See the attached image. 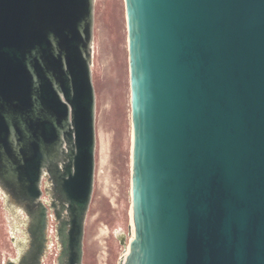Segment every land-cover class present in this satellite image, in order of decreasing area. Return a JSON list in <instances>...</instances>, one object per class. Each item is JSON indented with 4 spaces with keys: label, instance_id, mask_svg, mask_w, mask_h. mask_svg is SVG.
I'll return each instance as SVG.
<instances>
[{
    "label": "water",
    "instance_id": "water-1",
    "mask_svg": "<svg viewBox=\"0 0 264 264\" xmlns=\"http://www.w3.org/2000/svg\"><path fill=\"white\" fill-rule=\"evenodd\" d=\"M134 237L119 264H264V0H124ZM96 0H0L6 264H84L97 174ZM53 221V222H51Z\"/></svg>",
    "mask_w": 264,
    "mask_h": 264
},
{
    "label": "rangeland",
    "instance_id": "rangeland-1",
    "mask_svg": "<svg viewBox=\"0 0 264 264\" xmlns=\"http://www.w3.org/2000/svg\"><path fill=\"white\" fill-rule=\"evenodd\" d=\"M95 14L97 174L86 225L84 264H119L131 238L132 116L124 0H96ZM2 196L0 264H6L18 256L19 230L26 218L19 210H10L7 197ZM57 252L54 247L44 264H56Z\"/></svg>",
    "mask_w": 264,
    "mask_h": 264
},
{
    "label": "bare ground",
    "instance_id": "bare-ground-1",
    "mask_svg": "<svg viewBox=\"0 0 264 264\" xmlns=\"http://www.w3.org/2000/svg\"><path fill=\"white\" fill-rule=\"evenodd\" d=\"M127 22V21H126ZM131 97V96H130ZM131 102V100H130ZM132 116V114H131ZM132 151H133V125H132V150H131V172H132ZM2 195H5L2 191H0V198H2L3 196ZM4 199V198H3ZM3 202V201H2ZM129 215H130V222H131V238L129 239L130 241L133 239L134 237V230H133V214H132V196H131V175H130V211H129ZM23 217L25 218V215L23 214ZM25 223V222H24ZM52 225V224H51ZM18 229V228H17ZM19 238L21 237L22 240L21 241H24L25 240V235H24V232L21 230H19ZM24 237V238H23ZM50 237H51V241L49 242V252H51V250H53L54 247L57 248V244H56V239H55V227L52 226L50 228ZM129 241V242H130ZM129 244V243H128ZM56 245V246H55ZM16 249V248H15ZM19 250H20V247H19ZM19 250H18V253H19ZM58 250V248H57ZM48 252V254H49ZM58 253V252H57ZM128 253V248L126 250V253L124 255V257L127 255ZM16 255V254H15ZM18 257V256H17Z\"/></svg>",
    "mask_w": 264,
    "mask_h": 264
},
{
    "label": "flooded vegetation",
    "instance_id": "flooded-vegetation-1",
    "mask_svg": "<svg viewBox=\"0 0 264 264\" xmlns=\"http://www.w3.org/2000/svg\"><path fill=\"white\" fill-rule=\"evenodd\" d=\"M6 196V195H5ZM7 197V196H6ZM7 201H8V205L9 206H12L11 207V209L10 210H12V211H14V210H19L20 211V209H19V207H17V205L15 204V202L14 201H12L10 198H8L7 197ZM21 212V211H20ZM15 213V212H14ZM24 218V217H23ZM26 218V217H25ZM51 222H53V221H51ZM26 223H27V218H26ZM25 224V223H24ZM26 225V224H25ZM25 225H24V227L23 228H21V230L23 231V232H25ZM24 238V237H23ZM25 242V241H24Z\"/></svg>",
    "mask_w": 264,
    "mask_h": 264
}]
</instances>
